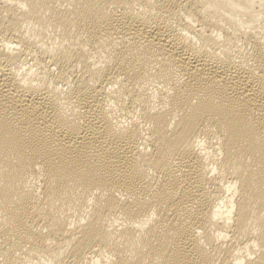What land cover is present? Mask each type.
I'll list each match as a JSON object with an SVG mask.
<instances>
[{
	"label": "bare ground",
	"instance_id": "6f19581e",
	"mask_svg": "<svg viewBox=\"0 0 264 264\" xmlns=\"http://www.w3.org/2000/svg\"><path fill=\"white\" fill-rule=\"evenodd\" d=\"M0 264H264V0H0Z\"/></svg>",
	"mask_w": 264,
	"mask_h": 264
}]
</instances>
